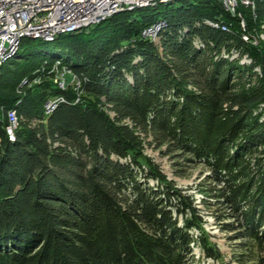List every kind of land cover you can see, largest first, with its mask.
Returning a JSON list of instances; mask_svg holds the SVG:
<instances>
[{
	"label": "trees",
	"instance_id": "16d2710c",
	"mask_svg": "<svg viewBox=\"0 0 264 264\" xmlns=\"http://www.w3.org/2000/svg\"><path fill=\"white\" fill-rule=\"evenodd\" d=\"M159 22L155 41L141 36ZM259 33L264 0L234 14L218 0H172L52 41L23 38L0 65V264H197L193 248L224 264L198 203L232 261L264 264ZM61 69L77 86L66 74L58 88ZM57 96L64 101L45 114ZM146 145L175 159V176L206 170L200 202Z\"/></svg>",
	"mask_w": 264,
	"mask_h": 264
},
{
	"label": "built area",
	"instance_id": "2783aa9c",
	"mask_svg": "<svg viewBox=\"0 0 264 264\" xmlns=\"http://www.w3.org/2000/svg\"><path fill=\"white\" fill-rule=\"evenodd\" d=\"M169 1L172 0H0V65L15 54L23 38L52 41L60 34L74 33L99 23L103 18L100 15ZM218 1L226 11L234 14L237 6L252 10L255 0ZM208 24L217 27L216 24ZM162 26V22L150 25L142 31V36L155 41L157 31ZM241 26L243 27L242 24ZM49 28L57 31L45 35L44 32ZM242 39L253 45L257 43L256 37L247 39V36L242 35ZM66 71L70 75L69 71ZM71 81L77 86L78 81L72 76ZM54 82L62 90L67 85L62 76L55 78ZM63 101L61 96L48 99L44 103V113L49 114ZM4 118L7 140L13 141L19 118L12 108L5 110Z\"/></svg>",
	"mask_w": 264,
	"mask_h": 264
},
{
	"label": "rangeland",
	"instance_id": "374dc122",
	"mask_svg": "<svg viewBox=\"0 0 264 264\" xmlns=\"http://www.w3.org/2000/svg\"><path fill=\"white\" fill-rule=\"evenodd\" d=\"M257 38L259 40H262L264 38V35L262 33H259ZM236 56L237 53L235 51H232L230 54V58H234ZM248 62L249 60L245 56L241 57L240 63ZM66 74H68V72L65 69H61L58 72L56 78L62 76L66 80ZM68 79L69 82H71V75ZM163 149L164 147H162V150ZM144 153L151 157V159L156 164H158L162 173H164L168 179L173 180L177 187L185 189L186 192L191 194L193 198H195V203L200 202L202 192H200L198 189L200 188L203 177L207 174L205 169H203L201 166H190L188 168L185 167L183 168V176H175L173 172V169L175 167L173 165V161L175 159L147 145L145 146ZM197 205L200 209H202L204 220H206L204 227L211 235L210 239L216 244V246L219 248V251L222 253L224 264H237L230 258V253L232 251L230 244L224 238L223 234L218 231L217 227L214 225V222L211 220V217L207 215V211L204 210L202 205L199 203ZM193 255L194 259L197 261V264H216L211 259L203 258L197 248H193Z\"/></svg>",
	"mask_w": 264,
	"mask_h": 264
},
{
	"label": "water",
	"instance_id": "95a60500",
	"mask_svg": "<svg viewBox=\"0 0 264 264\" xmlns=\"http://www.w3.org/2000/svg\"><path fill=\"white\" fill-rule=\"evenodd\" d=\"M117 12H119V11H116V12H110V13H108V14H103V15H100V16L103 17L102 20H104L105 18H107V17H109V16H111V15L117 13ZM102 20H101V21H102ZM56 31H57V29L49 28L47 31L44 32V34L47 35L48 33H53V32H56ZM142 31H143V30H142ZM141 36H142V32H141ZM142 37H143V36H142ZM4 127H5V126H4ZM4 133H5V130H4ZM5 136H6V134H5ZM6 138H7V137H6Z\"/></svg>",
	"mask_w": 264,
	"mask_h": 264
}]
</instances>
